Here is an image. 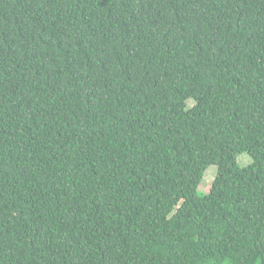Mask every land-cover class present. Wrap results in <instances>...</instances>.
<instances>
[{
  "label": "trees",
  "instance_id": "obj_1",
  "mask_svg": "<svg viewBox=\"0 0 264 264\" xmlns=\"http://www.w3.org/2000/svg\"><path fill=\"white\" fill-rule=\"evenodd\" d=\"M0 264H264V0H0Z\"/></svg>",
  "mask_w": 264,
  "mask_h": 264
},
{
  "label": "rangeland",
  "instance_id": "obj_2",
  "mask_svg": "<svg viewBox=\"0 0 264 264\" xmlns=\"http://www.w3.org/2000/svg\"><path fill=\"white\" fill-rule=\"evenodd\" d=\"M195 101L194 100H189L188 101V105L192 106L194 105ZM252 161L251 156L248 153H243L239 156V162L241 165H247L250 164ZM216 171H217V166L216 165H212L207 171L206 174L204 176L203 181L201 182V184L199 185V193L200 194H205L207 191H209L212 181L215 178L216 175Z\"/></svg>",
  "mask_w": 264,
  "mask_h": 264
}]
</instances>
